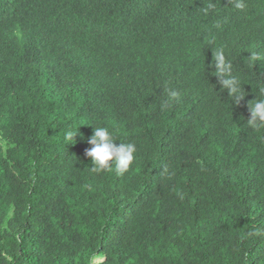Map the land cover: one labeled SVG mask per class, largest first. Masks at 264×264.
<instances>
[{
    "label": "trees",
    "instance_id": "1",
    "mask_svg": "<svg viewBox=\"0 0 264 264\" xmlns=\"http://www.w3.org/2000/svg\"><path fill=\"white\" fill-rule=\"evenodd\" d=\"M262 87L264 0H0V264H264Z\"/></svg>",
    "mask_w": 264,
    "mask_h": 264
},
{
    "label": "clouds",
    "instance_id": "2",
    "mask_svg": "<svg viewBox=\"0 0 264 264\" xmlns=\"http://www.w3.org/2000/svg\"><path fill=\"white\" fill-rule=\"evenodd\" d=\"M215 61L219 84L227 89L236 105H239L245 96L241 94L242 89L238 79L231 76V65L225 62L222 52L215 54ZM260 93L264 95V87L260 88ZM252 101L247 104L249 118L246 121L251 128L259 130L264 128V99ZM77 131L69 130L66 132V137L73 140ZM87 143L90 147L85 150V156L91 160L90 168L93 173L114 170L117 176H122L129 171L134 162L136 146L133 143L117 142L114 134L107 127L93 128V134L87 139ZM105 259L102 254L88 257L89 264H103ZM7 260L12 264L11 257H7Z\"/></svg>",
    "mask_w": 264,
    "mask_h": 264
}]
</instances>
